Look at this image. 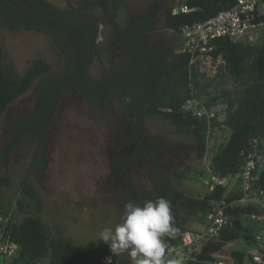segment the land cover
<instances>
[{
  "label": "trees",
  "instance_id": "1",
  "mask_svg": "<svg viewBox=\"0 0 264 264\" xmlns=\"http://www.w3.org/2000/svg\"><path fill=\"white\" fill-rule=\"evenodd\" d=\"M119 10L122 5H128L127 0H113ZM236 0H184L178 3L151 0L150 19L157 18L163 11V24L174 32L180 33L186 24L203 21L221 10L231 7ZM47 2V1H46ZM48 3V2H47ZM96 4L109 10V0H98ZM182 6L193 8L181 11ZM178 7L177 12L174 9ZM11 7L5 0H0V30L4 27L13 29H30V26L11 22L9 13ZM182 40V38H181ZM178 51L166 64V78L157 92L154 102L143 115L146 117L161 116L181 131L191 133L196 137L192 145L197 158L202 161L207 149L208 119L196 114L195 110H186V102L197 98L209 108L215 109L212 118L214 132L225 130L228 132L222 144L210 147V166L217 175L232 174L233 178L239 174L247 162L249 153L258 150L264 157V27L256 41L234 40L221 37L217 40V48L212 52L214 59L222 58L217 71L208 74L199 66H191L189 53ZM51 64L43 58L29 61L24 73H19L13 62L7 59L5 47L0 39V118L7 112L10 105L26 94L36 79L51 71ZM35 116V115H31ZM50 122L44 119H27L18 115L7 126V136L0 146V159L5 161L13 150L21 146L25 135H30L40 142V148H47V132ZM149 149L166 153L170 150L185 148L183 144H170L164 136H153L145 130L141 131ZM153 151V149L151 150ZM153 152L149 158L151 171L155 177V184L160 194L155 190L137 188L130 177L127 163L133 159L123 160L115 158L111 163L112 175H119L123 183L122 199L127 203L141 200H156L163 197L170 202L171 215L177 228L175 237L165 235L166 246L178 243L184 230L189 229L187 222L193 217L204 220L213 204L227 198L233 200L243 195L241 180L234 188L227 185H216L204 196H196L172 188L170 178L164 176L160 165L155 164ZM43 167L47 159L39 160ZM129 161V162H128ZM203 173V172H202ZM173 178L185 177L184 173L174 171ZM258 177L254 181L252 192H257L264 198V163L256 171ZM232 178V179H233ZM12 178L0 173V186H10ZM21 196L8 207L4 203L0 192V231L8 232L11 239L18 244V249L11 256L1 257V264H104L103 260L112 256L109 246L96 247L75 244L70 237L61 230L54 228L34 212L27 210L23 204V195L36 198L35 187L27 175L20 189ZM137 193V195H134ZM141 197V198H140ZM232 223L222 230L219 241H211L204 245L202 253L193 260L180 264H212L213 253H222L224 246L230 241L242 240L247 244L255 243L256 234L264 228V221L254 220L253 213H264L263 205L250 203L231 209ZM23 213V215H21ZM9 216V218H7ZM258 249L259 248L258 245ZM240 262L252 259V254L246 250L234 249L229 253ZM111 264H132L131 257L113 255ZM3 262V263H2Z\"/></svg>",
  "mask_w": 264,
  "mask_h": 264
},
{
  "label": "flooded vegetation",
  "instance_id": "2",
  "mask_svg": "<svg viewBox=\"0 0 264 264\" xmlns=\"http://www.w3.org/2000/svg\"><path fill=\"white\" fill-rule=\"evenodd\" d=\"M5 1L11 7V22L28 25L30 29L4 27L0 31L38 33L48 40L51 48L50 61L37 57L50 63L51 71L36 79L28 91L32 107L22 114L26 119L30 116L50 122L47 148L39 149L40 142L28 134L21 145L29 141L35 146L36 159H48L50 132L62 114L68 116L67 123H74L71 120L75 119L83 128L95 117V108L105 105L119 133L112 161L117 157L133 159L135 163L132 160L127 163V169L131 170L145 160L151 169L148 157L153 152L156 164L159 153L153 147L151 151L141 135L142 130L150 133L146 128L148 117L144 120L142 117L165 81L166 64L181 44L180 37L161 23L163 11L151 21V0H146L139 9L132 0H127L128 5L119 10L113 0H109V10L96 4L98 0H64L63 5L50 0ZM117 176L121 178L116 174L114 179Z\"/></svg>",
  "mask_w": 264,
  "mask_h": 264
},
{
  "label": "rangeland",
  "instance_id": "3",
  "mask_svg": "<svg viewBox=\"0 0 264 264\" xmlns=\"http://www.w3.org/2000/svg\"><path fill=\"white\" fill-rule=\"evenodd\" d=\"M50 1L65 4L64 0ZM132 1L138 9L146 4V0ZM177 1L182 3L184 0ZM161 17L163 23V15ZM262 30L263 28H260L259 31ZM174 34L181 40L180 33ZM0 39L5 47L7 59L13 62L19 73H24L29 61L34 58L44 57L48 61L51 59L50 44L38 33L5 29L0 31ZM222 62V58L214 59L202 67L205 72L212 75ZM31 107V92L10 105L0 118V146L8 134V124ZM70 111L74 110L70 108ZM111 116L107 106L100 105L95 108V117L89 120L91 123L80 128L75 119L71 120L74 123H67L68 116L62 114L64 118L60 116L50 132V148L45 167L34 157L35 146L29 141H24L19 150L13 151L5 161L0 159V173L12 178L10 186H0L6 206L21 196L22 181L28 175L36 189L37 197L23 195V204L27 210L40 215L55 231L61 230L66 233L75 244L89 247L108 246L102 240L99 242L90 240L96 239L104 227L114 228L120 222L126 204L122 199L124 188L122 180L118 176L114 179L111 170L112 154L119 135ZM146 128L151 134L164 136L170 144L180 143L186 146L178 151L160 153L156 156L162 171L169 176L172 188L196 196L206 195L209 186L200 179V175L205 171V162L197 158L192 146L196 142V137L181 131L161 116L148 117ZM227 136L228 132L225 130L214 132L211 145L222 144ZM149 166L147 161L142 160L139 166L129 170L132 183L137 188L155 190L156 194H160L161 191L154 184ZM174 171L184 173L185 177L173 178ZM231 181L233 184L236 178ZM193 218L187 222L189 229L196 231L206 229L204 220ZM164 247L166 249L165 243ZM234 249L255 253L258 251V245L247 244L242 240L230 241L224 246L223 255H229ZM120 255L130 257L127 252ZM131 261L135 264L133 259ZM167 262L177 264V255L170 254L165 264H168Z\"/></svg>",
  "mask_w": 264,
  "mask_h": 264
},
{
  "label": "built area",
  "instance_id": "4",
  "mask_svg": "<svg viewBox=\"0 0 264 264\" xmlns=\"http://www.w3.org/2000/svg\"><path fill=\"white\" fill-rule=\"evenodd\" d=\"M191 9L193 8L181 7V11H190ZM177 10L178 7L174 9V12H177ZM263 27L264 0H236L231 7L219 11L203 21L184 25L180 31L182 38L181 51L191 55V66H199L202 71H205L202 66L214 60L212 52L216 50L219 38L230 37L234 40L245 38L248 41H256L260 35L259 30ZM184 108L186 110L193 109L200 117L205 116L208 119L206 130L207 149L202 159L205 162V171L200 175V179L211 189L219 184H229L233 178L232 174L217 175L213 173L210 166V147L214 134L212 118L215 117V109L207 107L197 98L188 100ZM263 163V155L258 150L251 151L242 171L234 176V178L238 177L241 180L243 195L233 200L222 198L216 201L204 218L206 229L201 231L184 230L178 243L166 246L164 261L168 260L170 254L177 255L178 263L193 260L198 254L202 253L206 243L220 240L222 230L232 223V216L229 212L231 209L237 205L244 206L250 203L263 205L264 198L257 192L251 193L254 181L258 177L256 171ZM261 193H264V191L262 190ZM251 217L254 220L264 221V213H253ZM0 220H3V217H0ZM255 238L261 250L258 249L255 253H252L251 260L240 262L230 255L213 253L212 256L215 259L210 263L264 264V228L257 232ZM17 249L18 244L11 239L10 234L4 230L0 231V260L1 257L13 255ZM108 257L103 260L104 264H107ZM112 260L113 258H111V262Z\"/></svg>",
  "mask_w": 264,
  "mask_h": 264
},
{
  "label": "clouds",
  "instance_id": "5",
  "mask_svg": "<svg viewBox=\"0 0 264 264\" xmlns=\"http://www.w3.org/2000/svg\"><path fill=\"white\" fill-rule=\"evenodd\" d=\"M170 202L163 197L146 200L142 205L133 201L125 204L120 222L115 227H104L96 239L103 241L113 255L127 252L135 264H165L162 237H175ZM111 257L107 264H111Z\"/></svg>",
  "mask_w": 264,
  "mask_h": 264
},
{
  "label": "crops",
  "instance_id": "6",
  "mask_svg": "<svg viewBox=\"0 0 264 264\" xmlns=\"http://www.w3.org/2000/svg\"><path fill=\"white\" fill-rule=\"evenodd\" d=\"M236 178V177H235ZM234 179V178H233ZM239 182V179L238 178H236V181L232 184V181H231V183H230V188H234L235 187V185L237 184ZM252 254V253H251ZM228 256V255H227ZM177 264H180V263H177Z\"/></svg>",
  "mask_w": 264,
  "mask_h": 264
},
{
  "label": "water",
  "instance_id": "7",
  "mask_svg": "<svg viewBox=\"0 0 264 264\" xmlns=\"http://www.w3.org/2000/svg\"><path fill=\"white\" fill-rule=\"evenodd\" d=\"M10 1H12V0H10ZM13 2V1H12Z\"/></svg>",
  "mask_w": 264,
  "mask_h": 264
}]
</instances>
